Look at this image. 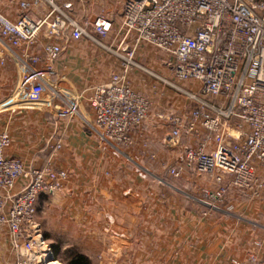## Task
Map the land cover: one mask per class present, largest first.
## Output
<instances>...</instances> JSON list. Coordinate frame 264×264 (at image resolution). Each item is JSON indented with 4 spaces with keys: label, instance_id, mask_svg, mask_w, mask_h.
<instances>
[{
    "label": "built area",
    "instance_id": "1",
    "mask_svg": "<svg viewBox=\"0 0 264 264\" xmlns=\"http://www.w3.org/2000/svg\"><path fill=\"white\" fill-rule=\"evenodd\" d=\"M80 41L115 57L119 69L106 82L65 101L54 66L72 42ZM32 47L40 52H30ZM143 47L164 56L162 63L174 81L137 60ZM4 56L21 68L5 105L72 118L84 99L92 111L90 130L128 160L132 135L152 106L129 76L147 73L189 104L186 118L163 115L173 126L169 141L176 145L182 134L203 138L184 150L180 164L166 166L170 177L179 178L187 169L214 182V187L199 190L202 215L230 213L226 195L231 187L250 200L264 196V0H123L117 22L101 12L86 23L73 16V4L67 0H0V66ZM183 82L193 86L180 87ZM47 88L53 100L62 102L45 100ZM10 144V136L1 131L0 230L7 232L14 264L53 263L34 217L39 195L55 194L68 178L50 160L61 143L51 147L50 159L41 166L6 156ZM249 261L261 264L252 256ZM231 263L240 264L233 259Z\"/></svg>",
    "mask_w": 264,
    "mask_h": 264
},
{
    "label": "crops",
    "instance_id": "2",
    "mask_svg": "<svg viewBox=\"0 0 264 264\" xmlns=\"http://www.w3.org/2000/svg\"><path fill=\"white\" fill-rule=\"evenodd\" d=\"M67 1L72 2L73 16L82 23L101 12L117 22L123 2L116 0L115 6L114 0ZM29 50L40 52L38 47ZM163 58L148 47L137 53L142 65L174 81ZM54 67L60 76L55 81L62 89L60 97L68 101L106 82L110 73L119 69V61L90 42L80 41L72 42ZM20 73V66L4 56L0 132L11 138L6 156L27 166L43 165L52 155L51 147L61 143L50 160L56 169L65 170L68 178L55 194L39 195L34 217L55 261L66 264L80 255L87 264H232V259L251 264L252 256L264 264V196L250 200L231 187L226 195L231 212L211 211L203 216L198 193L201 188L214 187V182L187 169L179 178L167 174V165L180 164L184 150L203 139L182 134L176 145L169 141L173 126L163 115L188 116L189 104L181 93L163 87L145 72L131 73L132 86L145 93L152 106L142 127L133 133V145L127 151L130 160H125L90 130L92 111L84 99L72 118L5 105ZM178 85L193 86L189 82ZM43 97L62 102L53 100L48 88ZM14 262L7 232L1 229L0 264Z\"/></svg>",
    "mask_w": 264,
    "mask_h": 264
},
{
    "label": "trees",
    "instance_id": "3",
    "mask_svg": "<svg viewBox=\"0 0 264 264\" xmlns=\"http://www.w3.org/2000/svg\"><path fill=\"white\" fill-rule=\"evenodd\" d=\"M86 261L80 256H74L71 260H69L66 264H87Z\"/></svg>",
    "mask_w": 264,
    "mask_h": 264
},
{
    "label": "rangeland",
    "instance_id": "4",
    "mask_svg": "<svg viewBox=\"0 0 264 264\" xmlns=\"http://www.w3.org/2000/svg\"><path fill=\"white\" fill-rule=\"evenodd\" d=\"M113 3H114V5L116 6L117 5V1L116 0H114L113 1ZM114 7V6H113ZM115 8V7H114ZM143 66H145L144 64H143ZM145 68H147L148 69V67H146L145 66ZM123 159H125V160H128L127 158H125L124 156H121ZM48 196H50V195H48Z\"/></svg>",
    "mask_w": 264,
    "mask_h": 264
},
{
    "label": "bare ground",
    "instance_id": "5",
    "mask_svg": "<svg viewBox=\"0 0 264 264\" xmlns=\"http://www.w3.org/2000/svg\"><path fill=\"white\" fill-rule=\"evenodd\" d=\"M49 264H59V262L55 261V262H53V263H49Z\"/></svg>",
    "mask_w": 264,
    "mask_h": 264
}]
</instances>
